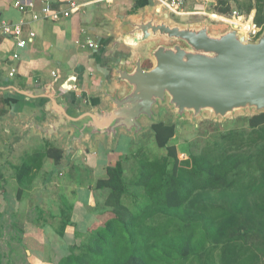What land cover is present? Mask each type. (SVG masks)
Here are the masks:
<instances>
[{"label":"crops","instance_id":"crops-1","mask_svg":"<svg viewBox=\"0 0 264 264\" xmlns=\"http://www.w3.org/2000/svg\"><path fill=\"white\" fill-rule=\"evenodd\" d=\"M15 1L33 6L20 12ZM92 1L51 0L55 9H65L69 2L81 5L70 17L51 21L33 20L31 12L39 13L42 7L38 0H0V24L22 20V38L27 39L25 46L18 47L11 36L0 32V264H13L15 259L18 264H56L89 228L109 217V208L104 205L108 191L97 188L96 182L105 177L108 166L125 155L121 140L134 144L132 137L120 133L114 148L97 137L85 145H74L65 155L69 130L48 136L33 126H46L55 120L44 110L46 100L39 97L42 91L56 93L59 100L65 98L71 115L76 102L80 111L103 110L109 105L100 92L110 84L114 66L129 67L138 54L144 56L142 65L151 63L145 45L117 41L122 22L137 21L142 10L151 9L148 0ZM186 1L181 15H174L181 21L203 10L202 4ZM169 14L173 23H197H179ZM209 15L213 22L216 15ZM29 32L34 36L30 38ZM86 39L95 41L97 48L82 47ZM14 53L18 58H13ZM11 70L13 75L9 76ZM14 89H32L31 98ZM49 142L53 147H46ZM49 148L62 151L58 167L63 168L50 171L54 162L48 156L38 161ZM29 158L34 161L30 168L26 166ZM61 190H71L72 200H65ZM45 214L47 222L42 217Z\"/></svg>","mask_w":264,"mask_h":264},{"label":"trees","instance_id":"trees-1","mask_svg":"<svg viewBox=\"0 0 264 264\" xmlns=\"http://www.w3.org/2000/svg\"><path fill=\"white\" fill-rule=\"evenodd\" d=\"M217 3L219 13L230 12L228 0ZM254 8V22L264 25V0H254ZM263 125L264 112L248 118L251 129ZM150 130L166 154L153 159L140 155L129 185L121 161L108 166L96 187L108 191L104 205L109 217L89 228L56 264H156L171 255L177 264H264V197L255 196L264 190V150L245 183L240 155L224 150L181 158L169 144L175 124L157 121ZM43 156L57 165L62 151L49 148L39 160ZM255 233L261 235L253 249L245 238ZM205 244L209 248L197 253Z\"/></svg>","mask_w":264,"mask_h":264},{"label":"water","instance_id":"water-1","mask_svg":"<svg viewBox=\"0 0 264 264\" xmlns=\"http://www.w3.org/2000/svg\"><path fill=\"white\" fill-rule=\"evenodd\" d=\"M148 2L151 9L142 10L137 21L122 22L117 41L145 45L151 66L143 67L140 54L129 67L114 66L110 74L113 87L107 83L100 92L107 108L80 111L76 102L71 115L65 98L40 93L46 100L44 110L55 120L33 126L48 136L69 130L65 155L74 145H85L97 137L114 148L120 133L136 143L157 122L155 108L160 104H167L177 121L188 116L194 122L206 113L223 119L237 111L264 112V28L250 41L226 23L214 28L205 22L173 23L167 12L152 0ZM31 90L14 89L28 98Z\"/></svg>","mask_w":264,"mask_h":264},{"label":"rangeland","instance_id":"rangeland-1","mask_svg":"<svg viewBox=\"0 0 264 264\" xmlns=\"http://www.w3.org/2000/svg\"><path fill=\"white\" fill-rule=\"evenodd\" d=\"M186 1V0H185ZM192 2V0H190ZM195 3H199V0H193ZM188 1H186L187 3ZM230 3V11L236 10L240 13L241 17L239 19H231L228 18L224 21H229L230 24L236 27L242 34L246 40H248V31L251 29L252 21L254 22L255 8H254V0H228ZM218 4V3H217ZM211 9V12H215L217 14L211 13L212 16L222 15L225 17H229L228 14H221L216 9L218 5ZM186 6V5H185ZM251 8V9H250ZM206 12L210 11L205 8ZM204 11V8L203 10ZM170 18H173L179 23H187L190 21L193 22H205L209 24L210 27H216L222 25L220 22H212L206 15H197L191 16L188 20L181 21L179 18H176L174 15L169 14ZM264 17V15H263ZM230 19V20H229ZM255 23V22H254ZM256 24V23H255ZM257 25V24H256ZM261 27V31L264 28V25H257ZM260 31V32H261ZM258 33V35L260 34ZM257 35V36H258ZM256 36V37H257ZM255 37V38H256ZM255 38L253 40H255ZM250 40V41H253ZM156 111V121H162L166 124H175L176 130L174 137L170 140L169 144L174 145L181 158H186L189 154H201V153H213L219 151H226L236 155H240L242 159H244L243 167L245 172L243 173L244 179L246 182L249 180V176L247 173L249 171H253L256 169L257 161L262 157V151L264 150V125L262 127H258L255 129H251L248 127V118L252 115L249 111H237L231 115L223 119H214L212 115L206 113L200 117H198L194 122L190 120L188 116L186 118L177 121L174 116L173 110L167 104H160L155 108ZM122 139V138H121ZM242 141H238V140ZM53 143H45L46 147H53ZM124 149L125 155H121V162L124 167V177L127 181V184H130V180L136 175L138 170L139 161L138 157L141 155V158L153 159L166 154L165 149L158 148L155 144L153 134L151 130L146 132L141 136V141H137L134 144H131L130 141L125 142V140H121V150ZM116 153V152H115ZM118 153V152H117ZM120 156V155H119ZM42 159L38 160L41 161ZM34 164L33 158H29L27 160ZM64 165L59 166L58 164L55 166L54 164H50V171L56 170L59 168H63ZM66 168V167H64ZM73 175H71L72 177ZM59 180L60 179V176ZM63 192V190H61ZM64 199L72 200L71 190H67L63 192ZM250 198L253 196V192L250 190ZM255 196H263L264 190L261 193H255ZM254 196V197H255ZM51 208V206H49ZM45 213V212H44ZM41 215V213H40ZM162 216V215H159ZM45 222H47V214H45ZM169 219V217H164ZM34 219V218H33ZM30 220V218H29ZM59 227L61 228V232L63 231V223L62 221L58 222ZM57 225V226H58ZM56 226V228H57ZM171 228V227H170ZM261 233H255L247 235L245 238V245H249L253 249L254 245L259 244ZM208 249L207 244L203 246V248L199 251H205ZM48 248L44 252L47 254ZM43 252V250H42ZM43 253V256H44ZM204 253L199 254L200 259L204 258ZM214 256V254H213ZM215 259L217 257L214 256ZM178 258L174 255H171L168 259L166 257H162V259L158 260L156 264H177ZM198 259V260H200ZM13 264H18V260L15 259Z\"/></svg>","mask_w":264,"mask_h":264},{"label":"built area","instance_id":"built-area-1","mask_svg":"<svg viewBox=\"0 0 264 264\" xmlns=\"http://www.w3.org/2000/svg\"><path fill=\"white\" fill-rule=\"evenodd\" d=\"M42 3V7L39 11V13H33L32 17L33 20L42 18V19H47L51 21H59L64 18H68L71 15L75 14L78 9L80 8L81 5L76 4L74 2H69L68 7L65 9H55L51 5V0H38ZM155 5H157L160 9L165 10L168 13H171L173 15H181L184 9V4L185 0H152ZM92 2H109V0H93ZM200 4L203 5L204 11L201 12H192L191 14H202L206 15L209 18V13H215L214 11L211 12L212 7L214 8L217 4V0H199ZM32 3H21L20 1H15L14 2V7H16L20 12H25L26 10L32 8ZM205 8L207 10H210L206 12ZM203 12H206V14H203ZM218 15V14H217ZM241 17L240 13L236 10H232L229 13V17H225L222 15L216 16V19L213 21L216 22H224V20L231 18L233 19H239ZM230 20V19H229ZM227 23V22H226ZM23 21L20 20L17 23H8L4 22L0 24V32H2L5 35L11 36L18 47H23L25 46L27 39L22 38L23 34V29H22ZM261 31V27L257 26L253 21H252V26L251 29L248 31V40H253L258 33ZM29 37H33L34 33L29 32ZM82 47H88L95 49L97 48V44L95 41L86 39L85 44L81 45ZM13 58L16 59L18 58V55L16 53L13 54ZM53 74V73H52ZM13 75V70L9 72V76Z\"/></svg>","mask_w":264,"mask_h":264}]
</instances>
